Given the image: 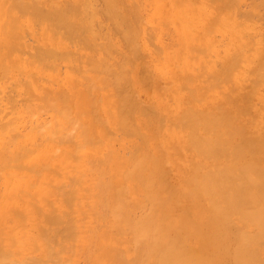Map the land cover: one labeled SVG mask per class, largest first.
<instances>
[{
    "label": "bare ground",
    "instance_id": "bare-ground-1",
    "mask_svg": "<svg viewBox=\"0 0 264 264\" xmlns=\"http://www.w3.org/2000/svg\"><path fill=\"white\" fill-rule=\"evenodd\" d=\"M146 1L0 0V264H264V22Z\"/></svg>",
    "mask_w": 264,
    "mask_h": 264
},
{
    "label": "rangeland",
    "instance_id": "rangeland-1",
    "mask_svg": "<svg viewBox=\"0 0 264 264\" xmlns=\"http://www.w3.org/2000/svg\"><path fill=\"white\" fill-rule=\"evenodd\" d=\"M140 1H143V2H145L144 0H140ZM148 1V0H147ZM147 1H146V3H147ZM150 1V0H149ZM246 1V3L244 2L242 5H241V8H242V10H241V8H233V10H234V14L236 15V17H237V19L238 20H240V21H247L248 19H250V18H252V19H250L249 21L250 22H248V23H250V24H255V25H259L260 24V22H261V24L264 22V19H263V17H261V16H264V9L263 8H257V11H256V9L254 10V8H253V10H252V8H250L251 6H252V3H251V1H254V0H245ZM257 1H259V0H257ZM256 1V2H257ZM142 3V2H141ZM247 3H250V4H247ZM255 2H253V4H254ZM143 4V3H142ZM210 4V2H208L207 3V5H209ZM144 5V7L143 8H145L146 7V5H145V3L143 4ZM247 5H249L248 7H247ZM243 7H244V9H247L246 11H244V9H243ZM246 7V8H245ZM146 8H149L150 9V7H146ZM145 8V9H146ZM142 10V12H141V16L143 15V16H147L148 14H146V13H149L148 11H146V10ZM236 9H238V12H237V10ZM248 9H250V11L248 10ZM148 10V9H147ZM166 10H167V12H166ZM251 10L252 11H256V12H251ZM242 11H244V12H242ZM250 13H252L253 14V16H251L252 14H250ZM143 12H144V14H143ZM169 8H166L165 9V13H167L166 15L164 14V16L166 17V19H168V21L169 22H172L171 21V17L169 16ZM241 12V13H240ZM248 14H246V13ZM261 12V13H260ZM162 13V12H161ZM242 13H244V15L242 14ZM260 13V14H259ZM238 14H241V15H238ZM140 17V16H139ZM241 17V18H240ZM245 17H248L247 19H245ZM256 18L255 20L253 19V18ZM260 18V19H259ZM245 19V20H244ZM258 20H260V21H258ZM262 20V21H261ZM150 26V23L148 22V21H145L144 20V26ZM151 27H149L148 28V30L150 29ZM148 30H147V32H148ZM149 34H147V38L150 36V34H152L151 36H153L155 33H156V31L154 32V30H153V27L151 28V30H149ZM169 32H171V33H169ZM29 35H32V33L31 32H26V33H24L23 34V38L22 39H24L23 41L24 42H26V44H28L30 47H35L36 46V44H35V42L34 41H32V40H34L33 38H34V36L32 35V36H29ZM149 35V36H148ZM174 35H175V37H174ZM216 35H217V38H218V40L222 43L223 41L224 42H226V41H228V39L227 38H225V37H223L222 36V34L219 32V31H217V33H216ZM149 37V38H153V37ZM252 36H254V37H256V35H255V33L253 32V35ZM32 37V38H31ZM225 39V40H224ZM153 39H151L150 41H152ZM162 41H163V43H164V45H166L165 43L167 42V46L168 45H170L169 47L171 48V46H172V49H176V43H177V34L175 33V31H173V30H171V31H168V32H166L164 35H163V37H162ZM28 42V43H27ZM34 42V43H33ZM120 48L121 49H123L124 48V44L123 45H120ZM29 50H30V48H28ZM155 50H157L156 48H155ZM25 53V55H26V52H24ZM32 53H29L28 55L30 56ZM151 63L154 65V66H157V67H161V66H163V63H164V58H162V59H159V58H156L155 60L153 59L152 61H151ZM63 65V66H62ZM61 68H62V71L64 72L65 71V66H64V64H61V66H60ZM61 70V69H60ZM61 71V72H62ZM69 83H68V86H67V88H69V89H72V87L73 88H75L76 90H79V88H77V87H75V85L73 84V82H74V80H71V81H68ZM144 89H147V88H144ZM7 91H9L10 92V95H8V96H11V94H13L14 93V90H13V88H8V89H6L5 90V92H1L0 93V96H1V94L3 95V97H1L2 99H4V96L6 97V95L7 94H9V92L7 93ZM16 93H18V92H16ZM16 93H15V95H16ZM14 95V94H13ZM12 95V96H13ZM13 96L16 100H15V102H20V103H23L24 101H25V98H26V96H27V94H25V93H20L19 94V96L21 97V96H24V97H21V98H23V99H21L20 100V97L18 96V94L16 95V96ZM136 95H137V97L138 98H140V100L142 101V102H144V103H147V102H149V93L146 91V90H139L138 91V93H136ZM8 96L6 97V98H8ZM11 96V97H12ZM11 97H10V100L8 99V101H7V99H6V101H5V99L3 100L4 102L2 103V104H4V105H0L1 107V109L2 108H4V107H8L7 109H5V115H3L4 114V112H3V109H2V113H0V119H2L3 117L5 118H3V120L5 121L6 120V118L8 119V117H10V115L12 114V110H13V107H14V105H12V104H15V103H12L13 101L12 100H14V99H12L11 100ZM98 97H100V99H98ZM0 98V100L2 101V99ZM96 98L98 99V102H100L101 104H103L104 103V101H105V94L103 93V92H101V93H97V96H96ZM1 101H0V103H1ZM9 101H12L11 103L9 102ZM83 101V103L82 102H79V103H77L76 104V108L78 109V112H79V114H80V118H81V120H83L84 122H86L87 120H88V117H89V115H90V113L88 112V108L89 107H91V105H87L86 104V102H85V100H82ZM175 100L173 99V100H169L168 102H166V103H169V105L170 106H172V102H174ZM9 102V103H8ZM37 104H38V102H36ZM10 104V105H9ZM6 105V106H5ZM156 107V106H155ZM10 108V109H9ZM0 109V110H1ZM6 110H7V112H10L11 114H9L8 113V116H7V112H6ZM46 110L47 111H45V108L43 109V111H41V113L39 114V119L42 121L43 120V122H44V120H49L51 117H52V115L53 114H51L52 113V111H51V109L49 108V110H48V108H46ZM2 115H3V117H2ZM1 122V121H0ZM45 122H47V121H45ZM30 127V122L29 123H27V124H25V125H22V130H28V128ZM104 132H106L108 135V139L107 140H109L110 142H114L115 144H116V148L118 149V150H120L125 156H131V152L133 151V147H132V145H131V138L132 137H128L123 131H121V130H119L116 126H114V127H112V126H109L108 128H106L105 130H104ZM149 132L151 133V132H154V128H150L149 129ZM114 136H118V137H120V139L119 140H116L115 138H113ZM120 140H122L123 141V143H120ZM153 143H155V142H153ZM83 261V260H82ZM81 261V262H82ZM82 264H84V261L82 262Z\"/></svg>",
    "mask_w": 264,
    "mask_h": 264
}]
</instances>
